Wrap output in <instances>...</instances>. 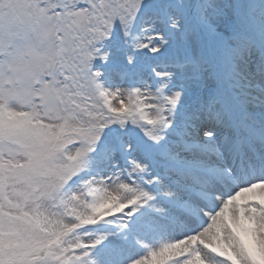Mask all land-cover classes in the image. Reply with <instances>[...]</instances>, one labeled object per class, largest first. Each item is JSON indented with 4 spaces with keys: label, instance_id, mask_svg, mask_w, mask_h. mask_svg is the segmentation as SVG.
<instances>
[{
    "label": "snow or ice",
    "instance_id": "obj_1",
    "mask_svg": "<svg viewBox=\"0 0 264 264\" xmlns=\"http://www.w3.org/2000/svg\"><path fill=\"white\" fill-rule=\"evenodd\" d=\"M0 264H264V0H0Z\"/></svg>",
    "mask_w": 264,
    "mask_h": 264
}]
</instances>
